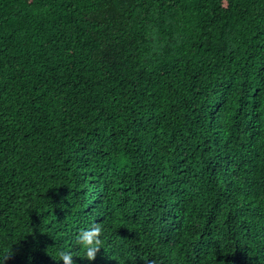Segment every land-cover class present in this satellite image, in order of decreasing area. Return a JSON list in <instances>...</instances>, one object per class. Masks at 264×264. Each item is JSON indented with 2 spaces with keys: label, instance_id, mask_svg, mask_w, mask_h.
Masks as SVG:
<instances>
[{
  "label": "trees",
  "instance_id": "1",
  "mask_svg": "<svg viewBox=\"0 0 264 264\" xmlns=\"http://www.w3.org/2000/svg\"><path fill=\"white\" fill-rule=\"evenodd\" d=\"M58 249L264 264V0H0V255Z\"/></svg>",
  "mask_w": 264,
  "mask_h": 264
},
{
  "label": "clouds",
  "instance_id": "2",
  "mask_svg": "<svg viewBox=\"0 0 264 264\" xmlns=\"http://www.w3.org/2000/svg\"><path fill=\"white\" fill-rule=\"evenodd\" d=\"M104 234V225L94 222L79 232L77 236V244L83 249L86 258L90 261L96 259L97 253L102 249V236ZM58 261L63 264H75L74 254L72 251L58 249ZM11 253L0 255V264H5Z\"/></svg>",
  "mask_w": 264,
  "mask_h": 264
}]
</instances>
